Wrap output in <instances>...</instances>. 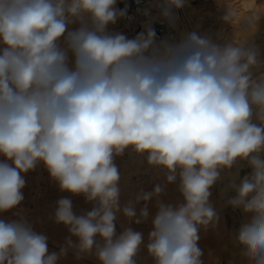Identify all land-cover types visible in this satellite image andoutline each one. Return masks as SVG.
Returning <instances> with one entry per match:
<instances>
[{
    "label": "clouds",
    "instance_id": "clouds-1",
    "mask_svg": "<svg viewBox=\"0 0 264 264\" xmlns=\"http://www.w3.org/2000/svg\"><path fill=\"white\" fill-rule=\"evenodd\" d=\"M116 2L0 0V212L22 202L21 173L41 161L61 191L95 202L76 215L71 199L56 201L54 221L70 233L59 253H49L47 237L24 218L0 220V264H57L69 249L77 258L95 249L101 264H135L142 233L126 228L117 235L114 221L121 212L137 224L146 220L147 202L163 186L137 195L136 203L145 202L139 217L131 203L121 209L114 156L129 147L165 169L167 183L180 180L184 203L158 202L152 221L146 247L155 264H202L199 227L218 219L209 189L237 160L252 168L231 185L236 196L228 203L252 214L237 240L249 264H264L258 51L196 32L158 43L151 27L129 39L108 31L125 15ZM184 3L166 0L164 14ZM234 17L228 9L223 19Z\"/></svg>",
    "mask_w": 264,
    "mask_h": 264
},
{
    "label": "rangeland",
    "instance_id": "rangeland-1",
    "mask_svg": "<svg viewBox=\"0 0 264 264\" xmlns=\"http://www.w3.org/2000/svg\"><path fill=\"white\" fill-rule=\"evenodd\" d=\"M236 1L237 0H192L191 4H193L198 9V11H201L203 14L202 25L205 26V29H215L219 22L221 23L224 21L221 24L225 26L224 28H227V31H231L230 36L234 38H229V40L232 39L231 41L233 43H237L236 41H238V43H244L245 46H250L253 41L244 39L243 37L238 38L240 33L250 31L252 28L244 20L235 19L237 11L235 9L236 7L234 6ZM228 9L235 13L234 19L236 21L233 19L232 22H225L223 19V17L227 14ZM181 16L182 19H184L183 14ZM121 18L122 17L118 19L117 24L119 23L120 28L123 29ZM256 21L258 24L261 22L264 23V18L261 21V19L258 17ZM73 27L76 26L74 25ZM257 41L258 40H255V42ZM262 42L264 44V41ZM124 155L127 156L125 151L121 155L114 156V163L117 166L119 173V160L122 157H125ZM262 158H264V155ZM4 159L5 158L3 156H0V160ZM21 175L25 180V186L22 189L24 199L15 208L6 212H0V220L13 221L20 219L21 217L24 218L32 226L35 232L43 234L47 237L48 252L59 253L61 248L65 246L66 239L70 237V233L66 226L63 224H57L54 221L56 201L61 198L71 199L73 211L76 215H83L91 211L95 206V202H87L83 194L76 195L67 191H61L58 182L50 176L49 171L42 161L38 162L34 169L28 171L27 173H21ZM166 176L167 171L160 167L157 169V174L152 180L149 179L150 175L148 173L139 175L140 178L147 179L145 184L140 186L137 192L135 191L129 196L127 195L128 197L124 194L119 196V204L121 209L131 203L136 209L137 217H139L140 210L145 206V202L140 201L139 203H136L137 195L142 191H153L156 185L163 186V192L159 196H153V198L147 202L148 217L146 220L137 224L134 221L129 220L127 217L125 219L121 212L118 213L119 217L117 215V219L114 221L115 227L118 229L116 230L117 235L121 234L126 229L125 227L127 225H129V228H132L134 231L142 233L143 239L138 249V253L145 252V256H141L143 257L142 261L144 260L143 264H153L152 262L155 263L154 258L148 253L146 246L148 243L149 233L153 228L152 221L158 211V202L173 206L184 203L183 196L179 190V176L177 175V180L173 183H167ZM119 182L118 186L120 187ZM209 191L212 193L209 197V203L214 210L223 206V204H225L229 199L228 198L219 203V201L215 198L216 186L214 184L209 189ZM229 194V197H232V195H235L236 193H234V190L231 189ZM125 197H127L126 199H128V202L126 201ZM219 215H225L224 221L226 228L229 227V224L231 225L228 217L232 216L231 218L234 223L232 224L231 231H235L237 227L234 225L238 224L243 216L247 215L251 218L252 214H246L241 208L233 207L228 203L223 207V210ZM227 229L229 231V228ZM198 235L199 240L197 241V245L202 251V256L200 258L202 264H249V259L244 254L243 246L238 243L237 239L236 241L229 239L230 237L228 236V232L227 235L217 234L216 236V234L210 229L208 225L207 227H199ZM71 239L73 243L78 242L76 237H71ZM96 240L97 242L102 243L99 236L96 237ZM146 254H148V256ZM134 258L135 262H139L137 257ZM57 264H101V262L95 255V249H93V251L89 254L81 255L80 258H77L75 249H69L66 255H63L58 259Z\"/></svg>",
    "mask_w": 264,
    "mask_h": 264
},
{
    "label": "bare ground",
    "instance_id": "bare-ground-1",
    "mask_svg": "<svg viewBox=\"0 0 264 264\" xmlns=\"http://www.w3.org/2000/svg\"><path fill=\"white\" fill-rule=\"evenodd\" d=\"M191 1L192 0H185L184 6L181 8L172 7L170 15H165L164 11L159 13L162 19H164L165 17L164 20L166 19L169 20L170 26L176 32V37L173 42H179L185 37L186 34L191 33V32H196L197 34L201 36H209L212 38L213 41L220 43V44L233 43L231 40L234 38L230 36L231 31H227V28H224L225 26L221 24L224 21L221 23L219 22V24L217 25L215 29H212V30L205 29V26L202 25L203 14L201 13V11H198V9L193 4H191ZM263 1L264 0H237L234 6L236 7L235 9L237 11L235 19L244 20L252 28L251 30L249 29L250 31L240 33L238 38L243 37L244 39L253 41L250 44V46L255 47V49L259 53L258 59L262 62H264V44L262 42L264 41V23L261 22L260 24H258L257 21L259 20H257L255 21L254 24H251L250 18L255 14L262 21V19L264 18V2ZM166 6L167 5L164 4V7ZM115 7L121 10V8L118 5V2H116ZM182 14L185 20L182 19V16H181ZM118 19L115 24H111L108 26V31L114 32V33H122L127 37L126 30L124 28L121 29L119 23L117 24ZM235 19L234 21H236ZM229 38H232V39L229 40ZM255 40H258L257 42H259L260 44L255 42ZM236 42L238 43V41ZM253 75H254V78H259L261 76H264V65H262L258 69H253ZM255 122L257 123L258 121L255 120ZM124 151L126 152L127 156L124 155L125 157H122L119 160V166H120L119 167L120 168V180H119L120 187L119 188H120V195L124 194L126 196L127 195L129 196L135 191L137 192L140 186L144 185L147 180L144 178H140L139 175L148 173L150 175L149 179L152 180L156 176L157 169L159 167L151 166L148 164L147 162L148 154L147 153H143V154L137 153L132 147L126 148ZM260 155L262 157L264 155V151H262ZM251 173H252V168L248 165L247 160H237L231 169H221L220 170V177L214 183V185L216 186L215 198L219 201V203L223 200H226L228 198L229 199L226 201L225 204H223V206L215 209L218 219L209 224L210 229L216 234V236L217 234L227 235V232H228V236L230 237L229 239H232V241H236L239 229L242 226V224L248 222L251 219L250 216H247V215L243 216V218L238 222V224L234 225L237 227L236 229L237 232H236V230L231 231L232 224L234 223V221L231 218L232 216L228 217V220L231 223V225L229 224V227H227L229 228V231H228V229L226 228L225 221H224L225 215L224 216L219 215L222 212L223 207L226 204H228V201L236 196L235 194V195H232V197H229L230 196L229 192L231 191V189H233L231 185L233 183L238 185L240 183V180L244 176L250 175ZM234 193H236L235 190H234ZM127 197H125V199ZM127 200L128 199H126V201ZM123 217L126 219L124 215ZM125 228H129V225H127ZM116 230L118 229L116 228ZM144 253L142 252L138 253L137 251V254L135 257H137L139 262H135V264H143L144 260L142 261L143 257L141 256L144 255ZM146 255L148 256V254ZM152 263L155 264L154 262Z\"/></svg>",
    "mask_w": 264,
    "mask_h": 264
},
{
    "label": "built area",
    "instance_id": "built-area-1",
    "mask_svg": "<svg viewBox=\"0 0 264 264\" xmlns=\"http://www.w3.org/2000/svg\"><path fill=\"white\" fill-rule=\"evenodd\" d=\"M125 15L121 18L123 28L126 30L127 38H135L144 32L146 27L155 30L156 40L173 42L176 37L175 30L170 26L169 20L162 19L160 12L164 11L166 0H117Z\"/></svg>",
    "mask_w": 264,
    "mask_h": 264
}]
</instances>
